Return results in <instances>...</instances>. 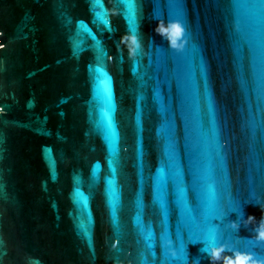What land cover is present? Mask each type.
<instances>
[{
	"label": "water",
	"instance_id": "water-1",
	"mask_svg": "<svg viewBox=\"0 0 264 264\" xmlns=\"http://www.w3.org/2000/svg\"><path fill=\"white\" fill-rule=\"evenodd\" d=\"M234 2L0 0V264H168L161 234L174 242L186 217L171 196L167 215L153 203L149 177L160 161L161 108L172 121L187 199L199 216L193 184L203 158L186 124L198 106L209 131L206 95L219 147L213 143L203 162L219 180L218 191L242 202L241 217L231 212L223 222L213 220L231 239L207 252L201 243L187 244V264H264V102L252 60L264 40V9ZM250 117L258 123L254 146ZM149 230L151 249L144 239Z\"/></svg>",
	"mask_w": 264,
	"mask_h": 264
},
{
	"label": "snow or ice",
	"instance_id": "snow-or-ice-1",
	"mask_svg": "<svg viewBox=\"0 0 264 264\" xmlns=\"http://www.w3.org/2000/svg\"><path fill=\"white\" fill-rule=\"evenodd\" d=\"M237 3L235 0L234 4ZM247 7L255 12L258 8L264 9V0H247ZM176 18L180 19L179 15ZM181 22L182 19H181ZM236 33L241 32L239 22L235 29ZM135 34V33H133ZM187 38V37H185ZM251 43V42H249ZM235 51L238 58V63L243 61V46L237 42ZM135 52H139V48L135 49ZM253 69L254 74L257 67L259 66L258 74V99L264 102V40L258 42L257 47L252 51ZM200 72L203 76H206V68L201 63ZM99 72L100 69L95 70ZM98 79V78H97ZM241 87L247 88V82L241 78ZM104 85V90L107 92V85L104 80H99L98 87ZM205 92L207 93V82L205 81ZM143 99V97H140ZM206 109L208 115V123L211 128L206 133L204 131V122L199 115V107L197 106L196 117L186 124V129L188 133V138L191 140L194 137V150H196L203 161L207 160L209 152L212 151V144L215 143L216 147H219L216 134V117L215 109L211 101L210 95L205 96ZM107 116V114H105ZM247 127L251 133V138L253 141V146L256 141V130L258 123L255 118H251L247 122ZM137 132H142L140 117L136 120ZM156 135L158 138V146L160 149V161L156 170L149 177L151 181L152 198L153 203L161 209L162 214L167 215L166 207L168 204V197L174 198L177 205L182 209V215L186 219L182 220L181 226L177 228L175 233V241L173 242L172 236L167 232H163L160 237L161 247L163 249L164 257L168 261V264H187L188 252L186 251L187 244H203L202 252L209 251L213 246L218 245L221 242L227 243L231 239V234L229 233L227 238L225 233L221 230V225L213 224V220H223L227 217L228 213L235 212L237 214V220L240 221L241 217V207L242 202L234 199L230 192L224 191L222 194L218 191L219 180L215 178L212 169L207 165V163L202 160H197L195 172H194V188H198L200 191V207L202 212L199 216L194 214V209L190 205L188 196V186L185 182V174L182 165L179 162L175 142L173 140V129L172 121L167 115V109L161 108V123L159 128H157ZM115 133L113 131L112 122L106 124V139L111 146L112 139ZM137 162L139 168V175L141 183H144V162H143V148L142 145L137 143L136 148ZM219 157V154H216ZM93 167V173H95L96 168ZM115 175V169H113V176ZM114 179L108 180V202L110 205H115V195L116 189L114 187ZM254 197V193L251 194ZM75 196L81 197L79 188H76ZM224 199L226 201V206L221 207L219 200ZM137 203L139 204V195L137 197ZM114 222H115V212H113ZM118 226V225H117ZM80 227L85 228L83 222H81ZM140 231L143 234L145 231L143 225L140 226ZM184 233H187V240H185ZM147 242V247L149 249L153 246V241L155 239L154 234L151 230L148 231V235L144 237ZM231 250V249H229ZM240 250H250L241 248ZM193 264H197L194 259Z\"/></svg>",
	"mask_w": 264,
	"mask_h": 264
}]
</instances>
